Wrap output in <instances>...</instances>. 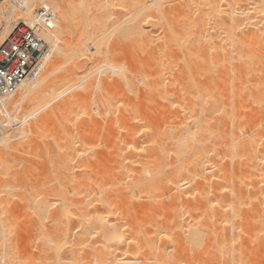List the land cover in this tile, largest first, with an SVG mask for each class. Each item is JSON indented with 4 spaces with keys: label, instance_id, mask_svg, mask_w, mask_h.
I'll return each mask as SVG.
<instances>
[{
    "label": "bare ground",
    "instance_id": "bare-ground-1",
    "mask_svg": "<svg viewBox=\"0 0 264 264\" xmlns=\"http://www.w3.org/2000/svg\"><path fill=\"white\" fill-rule=\"evenodd\" d=\"M41 8L54 16L52 31L41 32L50 56L1 98L6 125L19 118L9 104L18 111L36 102L21 126L37 115L33 130L73 126L57 115L75 112L91 76L125 79L122 66L106 63L60 87L84 55L110 40L144 46V63L136 89L125 80L128 103L109 97L104 116L92 121L111 134L110 146L85 153L111 167L105 175L96 170L79 191L56 190L55 199L44 191L39 206H14L7 150L15 139H23L26 158L41 143L34 162L46 161V173L64 157L71 171L79 153L60 148L47 131L33 137L27 124L29 131L11 125L0 132V264H264V0H1L0 45L16 25H33ZM140 96L173 115H134ZM147 120L159 128H139ZM152 204L159 208L151 215Z\"/></svg>",
    "mask_w": 264,
    "mask_h": 264
},
{
    "label": "rangeland",
    "instance_id": "rangeland-1",
    "mask_svg": "<svg viewBox=\"0 0 264 264\" xmlns=\"http://www.w3.org/2000/svg\"><path fill=\"white\" fill-rule=\"evenodd\" d=\"M27 3L29 5H31L30 2H27ZM36 7H35V9H34V7H32V9H34V11H35L38 8H40V6H36ZM44 7L50 9L51 5L46 4V5H44ZM54 15H55V17H57L58 20L60 19L58 13L57 14L54 13ZM0 26H1V30L4 29V26H2V23H0ZM1 30H0V33L3 32V30H2V32H1ZM145 50H146V48L144 46H141V45L137 46V43H136V45L132 46L130 44L125 45L123 43H116L114 40H110L109 44L107 46H103V48H101V50L99 52H97L96 54L84 55L82 60L86 63L83 66L80 65L78 67V71L74 75L72 74L68 77V79H64V82H63L64 85L62 84V86H60V87H63V88L65 86L67 87V85H71V84L75 83L77 80H79L80 79L79 77H84L86 75H91L92 73H95L97 67H99L102 64H106V63L111 64L113 66H119V67L122 66L124 69V73H125V79L123 80L124 77H118L116 74L112 75V73L110 74V72H108V71H107V74L103 73L105 75H101L99 80H95L96 75L91 76L89 78V80L87 81V84L85 83L86 84L84 87L85 89L79 90L78 94H76V97H78L79 102L81 104L79 105V107L76 106L74 108L75 112L71 113V111H70L69 113H66V114H58L57 115L58 122L65 123L66 121L68 122L69 120H71L72 122L74 121V123H75V124H73V126L66 125V127L65 126L64 127H55V128H53V130H52V128L51 129L47 128L46 130L45 129L44 130H41V129L33 130V128H32L33 124L39 118V115H37L36 118L29 119L28 124L25 123L23 125L25 127V125L27 124V126L30 127L29 129H31V131L33 132V134H32L33 137H45L46 135H48V138H52L54 136L53 138H57L56 139L57 141L58 140L61 141V142H58V146H61L60 148L63 149L62 146H64L65 147L64 149H66V147H68L67 149H71V146H72L73 147L72 149L76 150L75 154L76 155L78 153L79 154H78V158L75 162V166H76L75 168L76 169L74 168L71 171L69 170L72 164H71V162L70 163L68 162L69 160H67L66 157L56 158V159H54V163H53L54 164L53 166L56 168V171L51 172V173H49V172L46 173L45 171L42 172L44 167L46 166V163H47L46 161L42 160V161H35L34 162V155L41 152L43 149L41 143L37 142L36 144H34L33 149H31L30 154L26 158L21 153V151H22L21 147L23 148V146H22L23 139L22 138L21 139L17 138V140L15 139L10 144L11 146L9 147V150H7L8 151V154H7L8 159H9V156L11 157L10 160H8V161H10L9 163H11L10 165L12 167L9 176L11 177L10 181H11V185H12L11 187L12 188L10 187L11 188L10 192L12 193L11 198L13 197V201L15 203V204L13 203L14 206H16V207L21 206L22 207V205H24L25 203L26 204L28 203L32 207H35L36 202H37V206H39L40 204L44 203V202H42L43 198L41 200V196H40V194L42 195V193L44 191L45 192L43 194H45V193H50V194L53 193L54 194L56 192V190L57 191L62 190L64 192L66 191V193L74 191L73 189L79 191V190L83 189L82 185L87 184L89 182V178L92 179L95 176H98L97 175L98 171H100L99 173L100 174L102 173V175L106 174L105 173L106 170H107V172H109V168L106 169V167L109 166V165H106L108 163L107 161L104 162L106 164L102 165V162L100 164L97 161V158H95V156L93 158L92 156H90V155L88 156L85 153L89 147H91L95 144H97L98 148H99V149H97V151L102 149V148H103L102 150H104L110 146L109 137L111 136V134H107V133L103 132L99 127H98V129H100V131L97 130V127L94 125V123L92 121L94 119H100L99 117H103L104 113H106V109L108 107L106 104L107 98L109 99V97H110L109 100L111 103H116L117 105H120L122 103V105H120L122 107H124L123 104L125 102H127V100L129 101V98H127V97H129L130 92H128V90H127L125 80H127L131 84L132 89H133V87H134V89H136L135 88L136 86L138 87V85H136V84L137 83L139 84V79L141 78L140 77L141 76V72H140L141 66L140 65H141V63L142 64L144 63L143 60H144ZM133 61H134V63H133ZM149 61H150V63L153 64L154 63V57H152V58L150 57ZM79 62H80V59H79ZM130 66H132L134 68H132ZM137 67L140 68V69H138L140 71H137ZM60 76H62V73L57 74V77H60ZM132 80L135 83V85L133 82H131ZM111 86H114V88H112ZM118 87H119V89H118ZM103 89H105V90H103ZM112 90H114L115 92H113ZM119 90H121V91L119 92ZM67 96H64V99ZM64 99H62V98L59 99L58 102L55 103V107L59 103L61 104ZM148 99L146 97H142V96H140V100L136 99L135 102H138V105H136L138 107L133 111L134 115L136 114V115L140 116L141 114L144 115V113H145L144 116H146L148 118L149 116L151 117V114H153L152 115L153 117H151V118H154V116L156 115L154 119H156L157 116L158 117L161 116L160 118H163L162 116H165V115L166 116L173 115V112H169V111H165L164 109H161V107H159V103H158L157 99H154V100H152L150 98H148ZM149 101H150V103H149ZM153 102H155V104ZM127 103H125V104H127ZM38 105H39V103H36V102H34L33 104H28V103L24 102L21 104L20 109L18 111H16V108H14L13 107L14 105H12V104L11 105L9 104L8 109L11 112L12 116H16V117L20 118V116L21 117H25V116L27 117V115L32 113V111H34L35 108L38 107ZM150 105L153 106V108H152L153 113H152V110L150 109L151 108ZM155 109H157V110H155ZM95 110H97V112ZM162 111H164V113H162ZM146 112H147V115H146ZM149 120H152V119L149 118ZM149 120L146 121L147 123H144L141 126H139V128H146V127H149L151 125H153L154 128H159V126H158V124H156V122L151 121L152 122V124H151V122ZM71 121L69 123H71ZM148 121H149V123H148ZM29 122H30V124H29ZM120 123H121V121H119V122L114 121V123H112V125L113 124L114 125H120ZM101 124H103V123L101 122ZM23 126H21V127L23 128ZM21 127H19V129ZM28 127L23 128V129H25L26 131H29ZM22 128L20 130H23ZM6 129H9V127H6ZM96 130L99 133L100 132L101 133L100 134L96 133L97 132ZM46 131H47V134L44 136L43 134H45L44 132H46ZM69 136H71V137H69ZM68 137L71 139H68ZM59 143H60V145H59ZM42 144H43V142H42ZM51 144L52 143L50 142V145ZM52 145L50 147H53ZM143 145H145V139H143V138L139 139V141L137 142V146H143ZM145 150L146 149H144V151ZM144 151H142L143 156H145L144 154L147 155L148 150H146L147 152H145V153H144ZM83 152L86 155L80 154ZM5 157H6V155H5ZM2 158H4V157H2ZM6 159H7V157L5 158V160ZM95 159H96V161H95ZM1 161H4V160H1ZM98 163L100 165H97ZM108 164H110V163H108ZM32 165H33V167H32ZM92 165H93V167H92ZM34 167H36V168L38 167L37 168V170L39 169L38 172L32 171ZM109 167H111V165ZM62 169H66V171H62ZM102 169H103L104 173L102 172ZM96 170H98V171L96 172ZM35 172H37V173H35ZM2 173H4V172H0V174H2ZM70 178L73 182L70 181ZM78 179H80V180L83 179L84 182L78 183L79 182ZM74 180H76L78 182H76V181L74 182ZM119 181L122 182L121 180H119ZM119 181H117L116 184H118ZM116 187H118V186H116ZM38 189L40 192L38 191ZM23 195H25V196H23ZM54 195H52V196H54V198H51L52 196H50V198L55 199V197L57 195H56V193ZM26 196L29 199L26 198ZM36 196H37V198H36ZM71 196L72 195H70V197ZM57 198H59V197H57ZM19 201L23 202V203L25 202V203L21 204ZM155 205L156 204L151 205L152 208H154L155 210L154 209L152 210L150 208V214L151 213L155 214L158 211L159 206L158 205L155 206ZM156 208H157V210H156ZM143 212H141V213H143ZM144 213L148 214L149 209H148V211L146 210Z\"/></svg>",
    "mask_w": 264,
    "mask_h": 264
},
{
    "label": "built area",
    "instance_id": "built-area-1",
    "mask_svg": "<svg viewBox=\"0 0 264 264\" xmlns=\"http://www.w3.org/2000/svg\"><path fill=\"white\" fill-rule=\"evenodd\" d=\"M53 18L49 9H39L33 25H16L0 45V100L5 95L16 92L26 79L35 76L41 63L50 56L49 44L41 36V32L52 31ZM17 119L6 125V115L1 114L0 132L11 125L21 127V119Z\"/></svg>",
    "mask_w": 264,
    "mask_h": 264
}]
</instances>
